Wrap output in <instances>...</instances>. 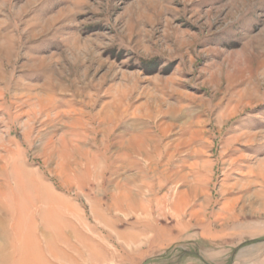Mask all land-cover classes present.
Segmentation results:
<instances>
[{
    "label": "rangeland",
    "instance_id": "1",
    "mask_svg": "<svg viewBox=\"0 0 264 264\" xmlns=\"http://www.w3.org/2000/svg\"><path fill=\"white\" fill-rule=\"evenodd\" d=\"M0 264H264V0H0Z\"/></svg>",
    "mask_w": 264,
    "mask_h": 264
}]
</instances>
